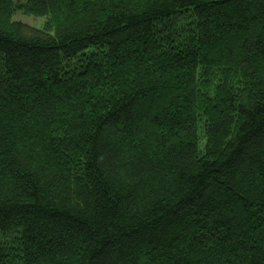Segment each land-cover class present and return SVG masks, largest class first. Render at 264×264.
<instances>
[{
    "label": "trees",
    "instance_id": "obj_1",
    "mask_svg": "<svg viewBox=\"0 0 264 264\" xmlns=\"http://www.w3.org/2000/svg\"><path fill=\"white\" fill-rule=\"evenodd\" d=\"M0 0V264H264V0Z\"/></svg>",
    "mask_w": 264,
    "mask_h": 264
},
{
    "label": "rangeland",
    "instance_id": "obj_2",
    "mask_svg": "<svg viewBox=\"0 0 264 264\" xmlns=\"http://www.w3.org/2000/svg\"><path fill=\"white\" fill-rule=\"evenodd\" d=\"M15 2L17 8L14 15V21L22 22L37 29H42L46 25L45 19L27 15L23 10L20 9L23 3H21L19 0H15Z\"/></svg>",
    "mask_w": 264,
    "mask_h": 264
}]
</instances>
